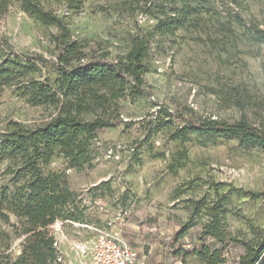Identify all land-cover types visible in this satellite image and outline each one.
Listing matches in <instances>:
<instances>
[{
    "label": "rangeland",
    "instance_id": "rangeland-1",
    "mask_svg": "<svg viewBox=\"0 0 264 264\" xmlns=\"http://www.w3.org/2000/svg\"><path fill=\"white\" fill-rule=\"evenodd\" d=\"M205 1L209 13L198 25H187L174 36H160L153 32L151 17L123 0H84L78 11L69 10L66 0H42L45 8L65 19L72 39L88 44V57L108 53L107 60H117L129 51L135 35L149 43L143 94L135 101L119 102L122 119L115 129L98 132L90 146V163L71 168L56 151L43 169L45 175L55 173L65 179L88 220L97 227L109 223L110 230L120 231L124 242L138 253L137 264H199L186 253L204 244L198 240L200 226L191 228L174 247L171 243L187 221V199L218 202L224 195L231 204V229L241 227L236 214L264 229V151L242 149L232 140L205 142L191 136L180 143L171 138L176 127L204 119L245 120L264 128V42H257L253 32L254 28L264 31V0ZM52 34L54 28L42 27L16 4L0 17L3 53L22 61L39 57L44 62L36 61L39 72L34 77L51 83L57 78ZM50 113L6 89L0 96V137L10 123L33 128L48 122ZM182 151L187 158L180 162ZM177 163L183 166L173 174L170 167ZM4 169L0 167V174ZM15 178L0 176L10 193L21 183ZM251 194L263 195L253 199ZM9 222L17 227L0 221V252L8 246L6 252L16 258L24 238L19 236L20 221L10 215ZM65 235L69 245L63 242L62 247L69 251L71 245L94 238V233L85 235L70 226L65 227ZM71 251L61 264H80ZM241 253L240 247H230L227 264H236Z\"/></svg>",
    "mask_w": 264,
    "mask_h": 264
},
{
    "label": "trees",
    "instance_id": "trees-1",
    "mask_svg": "<svg viewBox=\"0 0 264 264\" xmlns=\"http://www.w3.org/2000/svg\"><path fill=\"white\" fill-rule=\"evenodd\" d=\"M83 1L66 0L67 8L78 11ZM123 3L151 17L155 21L153 32L160 36H174L187 25H198L209 13L205 0H123ZM14 4L42 27L56 30L51 40L57 51L52 65L57 78L52 83L36 79L34 75L39 72L42 59L22 61L11 53H3L0 47V96L6 89H14L30 106L51 111L48 122L33 128L10 123L9 131L0 137V167L5 166L0 176L15 175L21 181L10 193L0 180V221L16 229L9 222V216L13 215L20 221L19 236L24 238L20 255L12 258L6 246L0 252V264H61L57 262L50 226L55 221L81 225L91 221L79 211L77 197L65 179L55 173L45 175L43 169L56 151L71 168L80 169L90 163V146L97 140L98 132L115 129L119 118L122 119L119 102L135 101L143 94L149 43L144 36L135 35L129 51L117 60H107L108 53L88 57V44L72 39L65 19L45 8L42 0H0V17ZM253 32L257 42H264L263 30L254 28ZM191 136L205 142L232 140L242 149L264 151V128L245 120L229 123L204 119L176 127L171 134L172 140L180 143ZM186 158L185 151L179 153L180 162ZM182 166L181 163L171 166V173L176 174ZM262 195L251 194L253 199ZM186 204L188 218L172 238L173 247L189 235L191 228L200 226L198 240L204 244L186 253L199 264H227L225 254L232 246L242 249L236 264H264V229L239 214L235 217L241 227L231 229L228 223L231 204L227 197L223 195L218 202L203 197L187 199ZM206 240L213 244L206 245Z\"/></svg>",
    "mask_w": 264,
    "mask_h": 264
},
{
    "label": "built area",
    "instance_id": "built-area-1",
    "mask_svg": "<svg viewBox=\"0 0 264 264\" xmlns=\"http://www.w3.org/2000/svg\"><path fill=\"white\" fill-rule=\"evenodd\" d=\"M107 156L112 158V152L108 151ZM83 206L86 207V204ZM67 226L94 233L91 241L70 246L71 250L76 252L80 264H137L138 253L124 242L119 231L108 228L109 223L106 226L97 227L95 224L81 225L67 221H55L49 228V233L53 238V247L58 252L57 262L63 263L64 261L61 246L63 242H67L65 235Z\"/></svg>",
    "mask_w": 264,
    "mask_h": 264
},
{
    "label": "crops",
    "instance_id": "crops-1",
    "mask_svg": "<svg viewBox=\"0 0 264 264\" xmlns=\"http://www.w3.org/2000/svg\"><path fill=\"white\" fill-rule=\"evenodd\" d=\"M72 191H74L73 189H71ZM90 224H95V223H93V222H91ZM76 230H81L85 235H87V234H91L90 232H88V231H85V230H82V229H76ZM120 232V231H119ZM79 234V233H78ZM66 244H64V245H69L68 243H69V241H67V242H65ZM66 248V249H65ZM61 250H62V253H63V255L65 256H68L69 258L71 257V254H70V252H72L71 251V247H70V251L68 250V248L67 247H65L64 246V248L61 246ZM70 264H71V262H69Z\"/></svg>",
    "mask_w": 264,
    "mask_h": 264
}]
</instances>
